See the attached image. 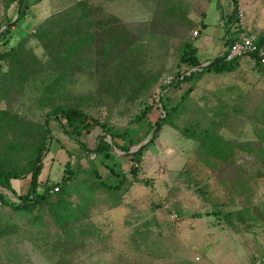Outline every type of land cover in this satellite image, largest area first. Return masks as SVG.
Here are the masks:
<instances>
[{"label": "rangeland", "instance_id": "rangeland-1", "mask_svg": "<svg viewBox=\"0 0 264 264\" xmlns=\"http://www.w3.org/2000/svg\"><path fill=\"white\" fill-rule=\"evenodd\" d=\"M24 1L0 0V36L19 7L27 14L0 45V162L26 174L48 139L41 185L61 182L68 161L74 176L28 210L0 200V264H248L264 254V66L180 63L185 42L204 66L223 54L219 11L230 0ZM240 3L247 30L263 36L264 0ZM161 100L177 107L171 117ZM64 105L107 124L110 159L84 150L64 118L45 133ZM197 123L208 132L200 142L180 133ZM100 134L80 140L92 149ZM122 175L121 190L101 186ZM14 185L27 193L30 175Z\"/></svg>", "mask_w": 264, "mask_h": 264}, {"label": "trees", "instance_id": "trees-1", "mask_svg": "<svg viewBox=\"0 0 264 264\" xmlns=\"http://www.w3.org/2000/svg\"><path fill=\"white\" fill-rule=\"evenodd\" d=\"M234 4L238 3V0H232ZM25 1L24 0H19V3L23 4ZM27 2V1H26ZM29 4V2H27ZM29 6V5H28ZM26 9H23L18 15L17 20L11 25V27L7 28L5 31L0 36V45L2 46H9L11 45V28H13L15 25L19 23V21L26 19L27 14H26ZM231 19L233 17V14L230 16ZM204 28V27H203ZM203 32V30H202ZM234 39L232 37L228 38L229 42H232ZM79 42V43H78ZM257 42L260 45L264 44V35L261 37L257 36ZM82 42L78 40L76 43H72L69 48V53L72 54L75 51L79 49V47H82ZM14 47L11 48V50ZM67 51V52H68ZM182 56L180 57V63L182 65L186 64L192 69H199L203 63L201 59L198 56V49L194 45V43L191 42H185L182 46ZM66 54V53H65ZM9 56V53H3L0 52V61L7 58ZM68 60V58H66ZM240 59H236L234 61H226L224 56L221 55L219 57H216L212 60V63L209 67H205L206 71L207 70H212L214 69L217 73H227V72H232L234 68L236 67L238 61ZM252 60L254 61L255 65L261 66L259 62V58L257 55L253 54L252 55ZM203 72L201 71H192L190 73L189 78H194L195 76L199 75V73ZM181 76V73L179 74L178 78ZM186 79V78H185ZM184 78L178 82H171L170 86H176L179 87L182 82L185 80ZM168 87V88H169ZM164 108V112L166 114V118H169L172 116L173 112L177 110V107H169L166 103H164V100H161ZM62 118H64L65 124H62L63 130L67 131L66 127H68V130H71V136L73 138H76L78 140V143L84 148L89 153H93L95 155L99 156H105V158L110 159L112 157V148L113 145L110 142H107L106 140V135H112V137H116L111 129H108L107 124L101 123L99 120L94 119L90 116H88L83 109H81L77 105H64V106H57L54 108L53 112L50 113L47 116V122H46V129L45 133L48 134L51 137V130L49 128V121L50 120H55L56 122L60 121ZM141 118H139L140 120ZM192 124L189 125L186 128H179L180 133L188 139L194 140L196 142H200L202 140V137H206L207 135V130L203 132L199 124ZM96 128H99L103 132V134H100L97 136V143L94 148L90 149L85 143H83L80 139L84 135L91 134L93 130ZM114 135V136H113ZM126 135H129L128 133ZM126 135L121 136V139H124ZM49 137V139H50ZM132 142V140H130ZM49 140L47 139L46 141H43L41 147L38 149V156L36 157L33 165L31 166L30 170L25 174V173H20L17 169H10L7 168L3 163L0 162V187L2 189H6L10 191L21 203V205H15L11 202H9L3 194L0 193V200L5 202L6 205L11 206L15 209H23V210H28L31 208L32 204L36 203L38 205H42L46 202L47 200V195L55 190L56 188H59L63 186V184H67L68 182L71 181V179L74 176V173L71 168V163L68 161L66 164L65 168V174L59 183H46V185H41L39 182V176L41 175V171L43 170V163H41V159L43 157V154L48 148ZM115 146L117 148H120L121 150L127 152L130 149V145H125L121 147V145L118 144V142H115ZM136 158V157H135ZM96 176L101 180V176L98 174L97 170H94ZM111 175L113 176H118L114 170L109 171ZM132 174H136L138 172L137 168L132 169ZM68 176H67V175ZM30 175V186L28 189V192L25 194L18 195L16 191L13 189L12 186V181L14 180H24L25 178ZM126 177L122 175L120 177V181L118 184L115 185H108L105 182L101 183V186L104 188L111 190V191H119L122 189L124 183H125ZM43 186V187H42ZM32 191L35 192V197L32 198Z\"/></svg>", "mask_w": 264, "mask_h": 264}, {"label": "built area", "instance_id": "built-area-1", "mask_svg": "<svg viewBox=\"0 0 264 264\" xmlns=\"http://www.w3.org/2000/svg\"><path fill=\"white\" fill-rule=\"evenodd\" d=\"M232 15V14H231ZM230 15V16H231ZM227 19L229 21V33L226 36V44L224 46L223 56L226 61H234L236 59L247 58L252 60V55L255 54L259 58L261 66H264V44L260 45L257 42V36L247 30L244 22V11L241 8L233 13V17ZM237 33V36L230 35ZM229 37H234L232 42L228 41ZM253 264H264V256L258 258Z\"/></svg>", "mask_w": 264, "mask_h": 264}, {"label": "crops", "instance_id": "crops-1", "mask_svg": "<svg viewBox=\"0 0 264 264\" xmlns=\"http://www.w3.org/2000/svg\"><path fill=\"white\" fill-rule=\"evenodd\" d=\"M230 2H231V5H230V10H229V8H226V7H224L223 9H221V11H219V14H220V21H221V24L222 25H219L220 27H223L224 29H223V31H224V34H222L221 35V38L223 37V46H225V44H226V40H224V38L226 39V36L228 35V33H229V22H226V21H228L227 19H225V18H227L228 16V14H233L235 11H236V9L239 7V8H241L240 6H242L241 5V3H240V0H238V3L237 4H234V2L232 1V0H230ZM219 4H217V6H218ZM246 7V5L245 4H243V8H245ZM217 9V8H216ZM242 9V8H241ZM217 11H218V9H217ZM223 18V19H222ZM229 18V17H228ZM219 22V21H218ZM206 25V24H205ZM226 25V28L224 27ZM209 26L210 25H208V29L206 30V32H207V36H209ZM206 28V27H205ZM204 28V29H205ZM205 32V31H204ZM205 32V33H206ZM214 33V35L212 36V38H206L205 36H203V39L200 41V44H201V46H205L206 44H208L209 45V43L213 40V38H215V36H217V33L216 32H213ZM202 34H204V33H202ZM230 35H235V36H237V33H235V34H230ZM257 36V35H256ZM234 38V37H233ZM214 42V41H213ZM212 42V43H213ZM199 47V51H201V48H200V46H198ZM214 59V58H213ZM18 180H14V181H12V186H13V189L14 190H16L15 189V185H14V183L15 182H17ZM27 189H29V186H28V188ZM26 189V190H27ZM28 191V190H27ZM26 192H23L22 194H25ZM260 252V251H259ZM264 256V254L262 253H260V255H259V257H257L256 259H253L252 260V263H248V264H253L258 258H261V257H263Z\"/></svg>", "mask_w": 264, "mask_h": 264}, {"label": "water", "instance_id": "water-1", "mask_svg": "<svg viewBox=\"0 0 264 264\" xmlns=\"http://www.w3.org/2000/svg\"><path fill=\"white\" fill-rule=\"evenodd\" d=\"M20 11H21V7H19V9H18V14L20 13ZM211 64H209V65H203L202 66V68H204V67H209ZM32 195H35V192L34 191H32Z\"/></svg>", "mask_w": 264, "mask_h": 264}, {"label": "clouds", "instance_id": "clouds-1", "mask_svg": "<svg viewBox=\"0 0 264 264\" xmlns=\"http://www.w3.org/2000/svg\"><path fill=\"white\" fill-rule=\"evenodd\" d=\"M239 8V7H238ZM209 65V64H208ZM203 66V65H202Z\"/></svg>", "mask_w": 264, "mask_h": 264}]
</instances>
